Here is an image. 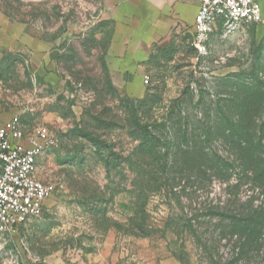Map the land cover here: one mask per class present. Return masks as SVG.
Wrapping results in <instances>:
<instances>
[{
    "label": "rangeland",
    "instance_id": "374dc122",
    "mask_svg": "<svg viewBox=\"0 0 264 264\" xmlns=\"http://www.w3.org/2000/svg\"><path fill=\"white\" fill-rule=\"evenodd\" d=\"M115 1L0 0V22L28 36L22 46L0 45V120L20 116L28 135L43 125L52 130L55 142L40 158L39 174L56 185L40 216L0 233V264H202L201 248L182 227L188 219L213 226L219 216L200 215L203 206L264 207V182L244 172L225 130L231 121L244 124L249 153L264 158V21L231 31L220 25L200 49L195 33L154 48L144 63L149 82L135 96L124 88L130 76L110 63ZM258 2L264 14V0ZM147 94L156 99L147 115L171 140L170 154L202 144L229 158L232 175L204 183L183 173L176 194L152 192L140 213L149 233L143 236L132 227L141 216L130 117L135 107L144 112L135 100ZM103 108V119L116 123L100 129ZM207 130L211 140L203 143ZM182 151L180 159L190 155ZM232 244L220 241V255L229 256Z\"/></svg>",
    "mask_w": 264,
    "mask_h": 264
},
{
    "label": "trees",
    "instance_id": "16d2710c",
    "mask_svg": "<svg viewBox=\"0 0 264 264\" xmlns=\"http://www.w3.org/2000/svg\"><path fill=\"white\" fill-rule=\"evenodd\" d=\"M110 89L113 91L112 87ZM155 101V97L153 98L151 94L135 100L138 106L144 107L145 110L144 112H139L135 107L131 111L130 117L132 129L130 134L138 143L136 154L134 155L136 175L134 186L136 187L139 203L138 214L140 216V213H144L146 210L145 208L152 192H156L159 189L166 191L169 189L171 191L169 194H176L175 189L178 188L176 180L182 179L183 173H196L197 177L204 183L210 181L208 177H215L225 182L232 175L229 172V158L226 159L216 152L207 153L202 144L200 146L196 142L193 144L192 149L199 151L197 154L191 151L192 149L190 151H182L180 149V151L190 154L186 155L187 158L182 157L180 159V151L170 154L169 149L170 147L172 148L171 140H168L169 137L167 138L163 132H155L153 130V123L156 120L151 122L149 119L151 116L147 115V112L150 113ZM103 110L105 108L96 116L100 129L102 125L107 124L102 127L104 129L116 123L104 120L102 115L105 112ZM230 123L225 127V130H227V135L233 137L234 143L238 145V161L244 172L253 174V179L264 182V158L262 154H257L254 160L251 153H249L251 149L250 140L244 139V136H242V134L246 135V126L244 124L238 126L234 121ZM242 128L245 133L241 132ZM82 133L92 141H97L93 137V133L91 134L89 131H82ZM211 135L212 132L207 130L205 136L207 139L203 140V143L209 142ZM126 161L127 159L123 163ZM110 162V160H106L108 174L111 173ZM221 209L223 210L221 211ZM200 213V215L209 216L211 219L217 217L215 215L219 216L217 218L219 221L214 225L212 224L213 226H211L212 220L206 223L204 221L199 222L197 218L188 219L187 223L182 226L184 232L188 233L194 243L201 248V256L204 261L202 264H264V254H262L264 244V207L254 206L253 204H248L246 207L243 206V208H221L219 205H210L209 207L203 206ZM140 218L141 221L132 222L133 230H136L139 235L147 236L149 233L146 216H141ZM193 220L196 223L198 221L200 226H197ZM223 239H228L229 242L233 243L229 256L220 255L218 250V244Z\"/></svg>",
    "mask_w": 264,
    "mask_h": 264
},
{
    "label": "built area",
    "instance_id": "2783aa9c",
    "mask_svg": "<svg viewBox=\"0 0 264 264\" xmlns=\"http://www.w3.org/2000/svg\"><path fill=\"white\" fill-rule=\"evenodd\" d=\"M200 2L194 24V45L199 49L220 25L231 31L264 21L258 0ZM144 82L148 83V78ZM54 142L48 126H40L28 135L20 116L0 120V233L16 232L22 224L41 215L56 185L40 176L39 160Z\"/></svg>",
    "mask_w": 264,
    "mask_h": 264
},
{
    "label": "crops",
    "instance_id": "0c3cea01",
    "mask_svg": "<svg viewBox=\"0 0 264 264\" xmlns=\"http://www.w3.org/2000/svg\"><path fill=\"white\" fill-rule=\"evenodd\" d=\"M263 1V0H261ZM200 0H116L109 12L113 23L109 48L112 70L129 75L125 91L140 95L144 86V63L156 47L165 46L194 32ZM24 28L8 20L0 22V45L27 44ZM32 45L42 44L38 42Z\"/></svg>",
    "mask_w": 264,
    "mask_h": 264
}]
</instances>
